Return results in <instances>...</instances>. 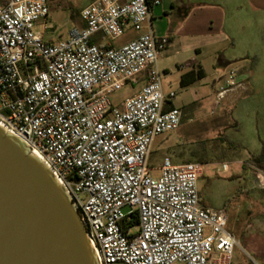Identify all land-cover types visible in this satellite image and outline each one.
<instances>
[{
	"label": "built area",
	"instance_id": "2783aa9c",
	"mask_svg": "<svg viewBox=\"0 0 264 264\" xmlns=\"http://www.w3.org/2000/svg\"><path fill=\"white\" fill-rule=\"evenodd\" d=\"M161 1L93 0L79 12L82 25L54 42L42 33L48 0H0V125L63 184L98 264H264L233 261L227 209L200 202L207 163L149 162L156 137L182 120L158 66L168 39L154 32L150 9ZM126 28L142 31L120 46L101 42ZM223 77L215 105L241 85L235 69ZM140 79L137 92L111 101ZM228 169L221 162L216 172ZM256 176L264 182V171Z\"/></svg>",
	"mask_w": 264,
	"mask_h": 264
},
{
	"label": "crops",
	"instance_id": "0c3cea01",
	"mask_svg": "<svg viewBox=\"0 0 264 264\" xmlns=\"http://www.w3.org/2000/svg\"><path fill=\"white\" fill-rule=\"evenodd\" d=\"M68 1L72 13L76 12L78 25H82L79 12L93 0ZM150 20L154 32L168 39L166 48L158 56L160 68L166 75L177 72V82L184 90L183 99H171L169 105L185 110V103L195 101V98L185 100L190 86L198 83L204 88L198 94L201 99L207 91V78L211 75L219 77L222 74L220 70L233 65L241 85L228 91L220 102L231 108L226 125L238 130L244 121L255 127L250 144L239 138L241 142L233 145L249 162L251 156L264 149V137L256 132L258 126L264 131V0H162L150 9ZM141 31H135L130 40ZM198 72L202 76L194 79ZM139 84L140 88L143 79ZM216 90H213V104ZM211 125L218 127L222 124L218 121ZM225 141H228L226 136ZM170 156L173 162L180 163L175 154ZM235 160L241 163L240 159ZM234 176L236 173L229 178ZM199 196L203 206L213 207L200 191Z\"/></svg>",
	"mask_w": 264,
	"mask_h": 264
},
{
	"label": "rangeland",
	"instance_id": "374dc122",
	"mask_svg": "<svg viewBox=\"0 0 264 264\" xmlns=\"http://www.w3.org/2000/svg\"><path fill=\"white\" fill-rule=\"evenodd\" d=\"M69 4L68 0H48L49 14L46 18V29L42 30L39 22L35 25V29L42 30L46 40L57 42L64 39L68 31L78 25L76 12L72 13ZM134 35L133 29L126 28L119 37L104 36L101 42L120 46ZM158 66L161 71L163 91L165 93L174 91L175 96L172 99L175 101L183 99L184 90L177 82V72L166 75V72L160 68L159 59ZM215 67L218 66L215 65ZM232 67L233 65H229L220 70L222 74L219 77L211 75L207 78L205 86L207 91L201 99L198 94L202 93L204 88L198 83L189 87L187 90L189 94L185 100L195 98L194 103H185L181 124L176 129L156 137L149 162L156 167L164 156H170L173 153L180 163L187 161L207 163L203 166V175L198 179V188L211 206L227 209L228 228L237 240L233 250V261L245 262L248 256H252L264 263V182H259L256 176L257 170L264 171V168L251 167L247 164L248 167L243 169L242 163L248 162V159L240 154V149L233 146L237 145L238 141L241 142L239 138L250 144L255 127L244 121H241L242 124L238 130H235L234 126L226 125L229 123L226 118L230 119L231 108L221 102L220 105H215L212 101L213 90L218 89L224 82L223 75L226 71L234 69ZM139 86V82H127L110 95L111 101L119 103L137 92ZM218 121H221L222 125L212 127L211 124ZM256 132L264 137V131L260 126L256 128ZM224 135L228 139L227 142H223ZM181 141L183 143L174 144ZM235 158L240 159L241 163ZM221 162H228L229 170L217 173L216 167ZM157 172V170L154 171L155 174ZM232 173H236V176L229 178ZM228 198H232L230 202H226Z\"/></svg>",
	"mask_w": 264,
	"mask_h": 264
},
{
	"label": "water",
	"instance_id": "95a60500",
	"mask_svg": "<svg viewBox=\"0 0 264 264\" xmlns=\"http://www.w3.org/2000/svg\"><path fill=\"white\" fill-rule=\"evenodd\" d=\"M62 183L0 125V264H98Z\"/></svg>",
	"mask_w": 264,
	"mask_h": 264
},
{
	"label": "trees",
	"instance_id": "16d2710c",
	"mask_svg": "<svg viewBox=\"0 0 264 264\" xmlns=\"http://www.w3.org/2000/svg\"><path fill=\"white\" fill-rule=\"evenodd\" d=\"M202 76L201 72H198V74L194 77V79L200 78ZM256 166L259 168H264V149L258 154V155H253L250 158V161L242 164L243 169H246L248 165ZM232 198H228L226 202H230Z\"/></svg>",
	"mask_w": 264,
	"mask_h": 264
}]
</instances>
